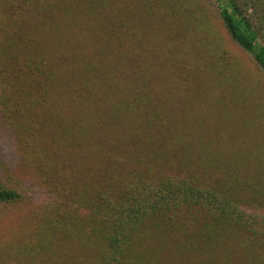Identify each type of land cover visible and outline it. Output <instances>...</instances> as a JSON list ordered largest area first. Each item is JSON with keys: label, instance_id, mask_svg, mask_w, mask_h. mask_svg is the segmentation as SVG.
Listing matches in <instances>:
<instances>
[{"label": "trees", "instance_id": "trees-1", "mask_svg": "<svg viewBox=\"0 0 264 264\" xmlns=\"http://www.w3.org/2000/svg\"><path fill=\"white\" fill-rule=\"evenodd\" d=\"M211 1L264 80V0ZM188 8V0H0V124L15 133L24 157L34 152L33 162L56 141L50 166L67 151L82 168L80 187L68 194L82 191L89 214L77 230L66 221L62 233L47 222L44 252L74 237L91 253L88 264H128L150 227L178 226L189 253L208 248L202 264H218L230 235L264 238L256 210L174 174L177 158L191 163L172 150L171 138L182 134L172 113L176 93L208 90L203 101L230 104L250 81ZM23 200L0 175V203Z\"/></svg>", "mask_w": 264, "mask_h": 264}, {"label": "rangeland", "instance_id": "rangeland-1", "mask_svg": "<svg viewBox=\"0 0 264 264\" xmlns=\"http://www.w3.org/2000/svg\"><path fill=\"white\" fill-rule=\"evenodd\" d=\"M189 1L188 11L205 22L203 34L212 29L237 58L242 77L250 81L243 91H236L230 104L217 101V96L203 101L208 98L203 92L208 90L194 95L176 93V112L172 113L178 115L176 121L182 127V134L171 138L174 147L171 149L191 163L182 160L181 165L177 158L174 174L194 176L203 185L216 186L217 192L239 199L243 206L264 216V80L253 62L228 37L216 17L217 6L211 0ZM190 33L196 35V29ZM19 141L15 133L6 131L0 124V175L4 183L24 195L21 202L0 203V264H88V259L93 260L91 253L81 251L74 237L70 241L55 240L47 252L43 251V246L49 243L45 232L47 222L55 226L57 223L58 229H62L69 221L73 230H77L89 214L88 206H84L79 196L82 191L76 196L68 194L80 187L74 182L82 175V168L77 166L80 160L68 159L65 149L66 153L60 154L62 157L56 155L50 166L46 155L50 147L56 149L57 143L49 141L47 153L38 150L40 161L33 162L34 152L28 150L30 157L27 154L24 157ZM215 164L216 168L209 167ZM66 194L72 198L65 199ZM179 233L178 226L150 227L137 239L128 264H202L208 248L191 247L189 253ZM220 244L223 242L216 246V255ZM222 246L225 252L218 264H264L263 237L232 234L226 247Z\"/></svg>", "mask_w": 264, "mask_h": 264}]
</instances>
